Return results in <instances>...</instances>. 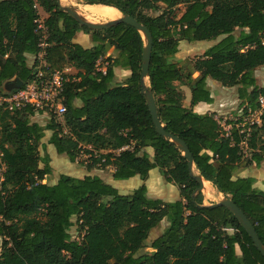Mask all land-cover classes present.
<instances>
[{"label":"trees","instance_id":"1","mask_svg":"<svg viewBox=\"0 0 264 264\" xmlns=\"http://www.w3.org/2000/svg\"><path fill=\"white\" fill-rule=\"evenodd\" d=\"M37 1L47 14V68L72 67L76 73L65 84L61 117L51 114L40 124L28 107L2 114L0 264H264L228 209L203 204L201 192L193 197L198 183L185 157L156 132L140 86L141 34L124 23L92 30L56 0ZM77 1L112 6L147 26L152 37L148 84L160 122L186 143L195 171L243 211L264 246V191L255 186V177L238 175L264 161V109L246 137L234 121L225 130L214 112L194 110L199 102L214 101L208 78L236 87L240 116L260 109L264 86L257 84L254 70L264 66V0ZM33 4L0 0V89L13 78L25 84L33 75L41 51ZM79 32L90 34L91 47L73 41ZM218 37L190 70L176 59L180 41ZM103 55L111 60L105 75L95 69ZM115 68L129 71L123 83H115ZM182 86L189 89L188 106ZM47 130V142L70 162L90 154L88 171L111 166L113 179L138 176L142 183L122 194L98 175L60 174L53 184L42 182L52 172L49 155L39 154ZM155 168L178 187V199L148 196L145 180ZM164 219L166 227L149 240ZM74 224L78 239L71 234Z\"/></svg>","mask_w":264,"mask_h":264},{"label":"rangeland","instance_id":"2","mask_svg":"<svg viewBox=\"0 0 264 264\" xmlns=\"http://www.w3.org/2000/svg\"><path fill=\"white\" fill-rule=\"evenodd\" d=\"M61 3L63 6L72 5L76 9L77 7L80 9L84 7L83 6L84 4L78 2L77 0H61ZM178 8H179L178 9L179 12L182 11L181 6H179ZM147 13L152 14L151 11H148ZM89 20L94 22H106L109 19L90 18ZM218 39H220V37H218L216 40L197 41L193 44L187 43L186 41H180L177 52L175 54L176 59H181V63L184 62L186 69L190 70L193 66V61L196 59V57L202 55L203 51L207 47L215 43V41H217ZM111 54H115V52L111 50ZM69 73L70 74L76 73V69L71 67ZM127 74H129L128 70H121L115 68V83H123L124 78ZM254 74L257 80V84L264 86V66L256 68L254 70ZM197 75L198 74L196 72H193L194 77ZM146 84H148V81L146 82ZM207 85L210 91L212 93H215L216 95L215 96L216 102L213 105L209 106L208 108L211 109L210 112L215 113V117L219 120L220 124L227 125L228 121H231L233 120V118L240 116L241 111L237 106L238 101L237 100L235 101L237 97L236 87H222L218 82L209 78L207 79ZM2 89H4V85L2 86ZM182 89L184 90L185 93L184 104L188 106L189 96H190L189 89L186 86H182ZM218 100L220 101L218 102ZM249 118H254V117H249ZM46 119L47 117L37 116V115H35V117L32 118V120L37 121L40 124H44L46 122ZM50 133L51 131L48 130L45 132L46 135ZM44 138H42V140H44ZM44 145L45 148L43 149L40 148L39 146V154L40 156H43L45 153L49 155L52 172L45 179H43L42 182L53 184L57 181L60 174H68L71 176L82 177L83 175L86 174L94 175L95 173H98L97 171L98 169H102L104 170V172L108 170V167H105V168H94L88 171L86 168V164L84 162L85 160L84 156L80 155L75 160V162H70L65 155L57 153L55 147L52 144L47 145L46 143H44ZM150 152L152 154V150ZM42 165L43 164L40 162L39 166L41 167ZM241 172L245 173L244 174L245 176L255 177L256 179L255 186L264 191V161L261 162L259 167H256L254 164H252L246 169H243ZM104 177L106 176L104 175ZM110 180L111 182H109L108 180L105 181L111 184L112 186H114L115 188H117L118 191L122 194L130 193L134 188L138 187L142 183V181L138 176L125 180H115L113 178H111ZM156 180H158L157 181L158 183L154 184V186L151 187L149 196L155 198L157 197L165 201H171L179 198L178 187L172 183L169 184L168 182H166L163 176L159 173L157 168L151 171L149 183L150 182L155 183ZM207 182L208 181H204V189L201 191L202 203L205 205H209L210 203L219 202L223 198V195L218 191H216V189H214L211 186L210 182L208 183ZM208 192L211 194H208ZM166 225H167L166 219L162 220L156 228L151 230L149 235V240L153 239L158 234H160L162 230L166 227ZM70 230L72 237L78 239L77 237L78 233L76 232V224H74Z\"/></svg>","mask_w":264,"mask_h":264},{"label":"built area","instance_id":"3","mask_svg":"<svg viewBox=\"0 0 264 264\" xmlns=\"http://www.w3.org/2000/svg\"><path fill=\"white\" fill-rule=\"evenodd\" d=\"M33 3V7L37 12V18L34 22L37 25L36 31L40 34L38 46L41 48V51L36 56V65L34 58L31 61V64L35 66L30 80H28L25 84H22V86L18 89L10 91L0 89V138L3 126L2 114L4 112L13 113L28 107L31 108L37 116L46 117L53 114L57 117H61L66 109L64 104V89L66 82L69 80V70L71 67H65L62 70L47 68L45 60L43 59V48L46 46L45 39L47 38V30L45 26V18L47 14L43 12V9L37 0H33ZM110 62L111 60L108 59L107 55L100 56L95 63L96 71L105 75ZM259 105V110L253 112L249 111L248 115L238 116L232 120L235 122L236 128H239L240 132L245 134V137L248 136L250 125L252 123H260L259 116L264 109L263 97H259ZM245 125H248V127H245ZM223 126L225 130H228L230 127V125ZM87 148L90 149L91 147L87 146ZM128 148L131 147L124 146L121 149ZM94 154L95 156L97 155L95 151ZM80 155L84 156V162L87 164L91 155L85 153H81ZM0 162V172H3L5 165L2 161Z\"/></svg>","mask_w":264,"mask_h":264},{"label":"water","instance_id":"4","mask_svg":"<svg viewBox=\"0 0 264 264\" xmlns=\"http://www.w3.org/2000/svg\"><path fill=\"white\" fill-rule=\"evenodd\" d=\"M56 1L64 12H66L70 17H72L80 25L85 26L89 29L101 30V29L109 28L118 23H124L129 26H132L141 34L142 39L144 40V46L142 49V58H141L140 86H141V92L144 94V97L146 100V104H147V107H148V110L151 116L152 123L155 127L156 132L160 134L161 136L165 138H169L170 141L174 142L177 148L182 152V155L185 157L187 161V167H188L189 173L194 178V180L198 183V187L195 189L193 197L195 194L201 192L204 187V179L199 173L194 171L195 170L194 162H193L192 154L188 146L178 136L165 130L164 125L160 122L159 117H158L157 106L155 103L153 91L150 88L149 84H146V79H148V73H149L151 47H152V37H151V33L148 30L147 26L138 22L134 17L127 15V14L125 15L120 14L119 17L114 18V19H109L106 22H94V21L87 20L86 18H84L74 6L72 5L63 6L60 0H56ZM22 84L23 82L21 79L13 78L5 82L4 90L10 91L13 89H18L22 86ZM216 205L224 206L226 209H228L233 214V216L237 219L239 224L248 233L253 244L259 250L261 255L264 256V246L260 238L258 237L253 225L251 224L247 216L243 213V211L230 198L224 197V196L219 202L209 204V206H216Z\"/></svg>","mask_w":264,"mask_h":264},{"label":"crops","instance_id":"5","mask_svg":"<svg viewBox=\"0 0 264 264\" xmlns=\"http://www.w3.org/2000/svg\"><path fill=\"white\" fill-rule=\"evenodd\" d=\"M74 42H76V43H79V44H81L83 47H85V48H89V47H91L92 46V41H91V38H90V34H87V33H84V32H79L77 35H76V37L74 38V40H73ZM32 59H33V57L32 56H29V60H30V62L32 61ZM198 75H199V72H196ZM222 87H224V86H222ZM211 92V91H210ZM211 95H212V97H213V99H214V101H213V103H211V104H207V103H205V102H199L195 107H194V110L195 111H197V112H199V113H204V112H210L211 111V109L210 108H208L209 106H211V105H213L215 102H216V99H215V93H212L211 92ZM238 101L237 102V106L239 107V102H240V100L236 97V99H235V101ZM220 100H218V102H219ZM220 106V105H219ZM221 107V106H220ZM49 135L50 134H48V135H46L45 134V138H44V140H41V142L42 143H46L47 145H49V143L47 142L48 141V138H49ZM40 148H42L41 146H40ZM43 149V148H42ZM150 154H151V148H147L146 149ZM153 170V169H152ZM152 170H150L149 171V174H148V178L145 180V184H146V187H147V194H148V196H149V192L151 191V187H153L154 186V184H156V183H158L157 181L158 180H156L155 181V183L154 182H150L149 183V178H150V173H151V171ZM98 171V173H95L94 175H98V176H100L104 181L105 180H108L109 182H111V178H112V171H113V168L111 167V166H108V170H106V172H104V170H102V169H98L97 170ZM159 171V170H158ZM106 173V174H105ZM160 173V172H159ZM245 173H242V172H240V173H238V175L239 176H245L244 175ZM87 175V174H86ZM104 175L106 176V177H104ZM84 176V175H83ZM135 177V176H134ZM133 178V177H132ZM131 179V178H130ZM141 180V179H140ZM170 184V183H169ZM157 191V190H156ZM151 197V196H150ZM155 198V197H154ZM157 198V197H156ZM211 204V203H210Z\"/></svg>","mask_w":264,"mask_h":264},{"label":"bare ground","instance_id":"6","mask_svg":"<svg viewBox=\"0 0 264 264\" xmlns=\"http://www.w3.org/2000/svg\"><path fill=\"white\" fill-rule=\"evenodd\" d=\"M60 2H61V0H60ZM83 6H84L83 8L80 9L77 7V9H78V12L87 20H89L90 18L114 19V18L120 16V14H121L119 12V10H117L116 8H114L112 6L96 5V4H84ZM147 81H148V79H146V82ZM204 181H206V180H204ZM203 189H204V187H203ZM208 194H211V193L208 192Z\"/></svg>","mask_w":264,"mask_h":264}]
</instances>
